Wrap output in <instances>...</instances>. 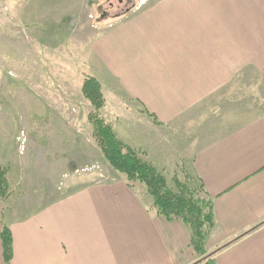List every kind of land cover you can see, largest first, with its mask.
<instances>
[{
	"label": "crops",
	"instance_id": "crops-1",
	"mask_svg": "<svg viewBox=\"0 0 264 264\" xmlns=\"http://www.w3.org/2000/svg\"><path fill=\"white\" fill-rule=\"evenodd\" d=\"M149 6L91 44L96 67L110 69L112 82L135 102L113 110L104 92L102 113L119 115L111 121L118 136L147 158L165 152L175 166L190 163L213 204L206 252L220 249L214 264H264V0ZM116 173L108 182L70 187L19 219L0 200L12 264H193L199 255L190 228L157 214L145 188L129 187Z\"/></svg>",
	"mask_w": 264,
	"mask_h": 264
},
{
	"label": "rangeland",
	"instance_id": "rangeland-1",
	"mask_svg": "<svg viewBox=\"0 0 264 264\" xmlns=\"http://www.w3.org/2000/svg\"><path fill=\"white\" fill-rule=\"evenodd\" d=\"M153 1L0 0V160L11 192L4 208L13 219L52 203L70 187L116 179L118 173L93 139L92 106L82 94V82L88 75L99 78L113 110L135 104L112 82L110 69L103 73L96 67L91 44L94 48L106 31ZM106 119L117 123L120 116ZM137 150L164 172L170 187L177 181L196 186L190 163L179 160L175 166L172 154L147 158ZM97 155L99 161L87 159ZM76 179L80 183L72 184ZM205 261L199 256L193 264Z\"/></svg>",
	"mask_w": 264,
	"mask_h": 264
},
{
	"label": "trees",
	"instance_id": "trees-1",
	"mask_svg": "<svg viewBox=\"0 0 264 264\" xmlns=\"http://www.w3.org/2000/svg\"><path fill=\"white\" fill-rule=\"evenodd\" d=\"M81 91L93 108L88 114L93 139L110 166L125 176L129 187L137 184L146 187L157 214L169 221H183L191 230L193 249L197 255L205 256L207 239L214 227V213L213 204L205 198L203 186L192 187L177 181L175 188L170 187L166 176L143 153L125 143L102 114L107 100L101 82L95 76L88 75L82 82ZM143 111L155 122H160L155 114L147 112L145 108ZM7 174L8 170L0 166V200L4 210L11 193ZM1 225L4 261L5 264H12V232L5 222ZM207 264H214L213 259H209Z\"/></svg>",
	"mask_w": 264,
	"mask_h": 264
}]
</instances>
